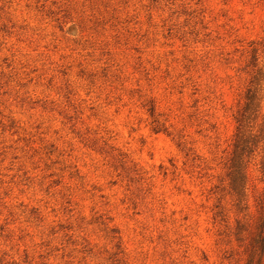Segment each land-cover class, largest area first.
<instances>
[{"label": "rangeland", "instance_id": "374dc122", "mask_svg": "<svg viewBox=\"0 0 264 264\" xmlns=\"http://www.w3.org/2000/svg\"><path fill=\"white\" fill-rule=\"evenodd\" d=\"M0 264H264V0H0Z\"/></svg>", "mask_w": 264, "mask_h": 264}, {"label": "trees", "instance_id": "16d2710c", "mask_svg": "<svg viewBox=\"0 0 264 264\" xmlns=\"http://www.w3.org/2000/svg\"><path fill=\"white\" fill-rule=\"evenodd\" d=\"M255 98H256V93L254 90V82H251V85L247 88L245 95L243 97V101L241 102L240 107L237 110V114L235 115V121L237 123V132L235 133V135H237V138H239L238 142L241 139L245 122H247V120L249 119V114L254 105ZM239 144L237 145V147H239ZM233 156L237 158V159L234 158L233 167H240L241 162L239 160V157L236 155L235 152L233 153ZM218 213L220 212H217L215 214V220H217L218 217L220 216V214L218 215Z\"/></svg>", "mask_w": 264, "mask_h": 264}]
</instances>
